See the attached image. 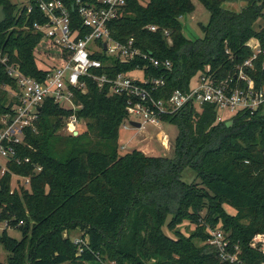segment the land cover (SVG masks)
<instances>
[{"label":"trees","instance_id":"obj_1","mask_svg":"<svg viewBox=\"0 0 264 264\" xmlns=\"http://www.w3.org/2000/svg\"><path fill=\"white\" fill-rule=\"evenodd\" d=\"M63 1L77 17L75 0ZM199 1L210 17L207 24L200 23L203 34L194 40L185 34L182 21L196 10L194 0H126L125 11L111 23L114 39L133 37L143 51L172 62L168 70L137 60L146 64L149 75L166 76L167 93L190 88L207 66L219 78L233 74L252 55L246 45L252 38L264 49V0H243L246 5L240 10L225 4L242 0ZM31 4L29 11L13 0H0L7 15L0 26V50L10 64L44 81L47 71L35 55L42 33L34 25L47 19L35 1ZM150 25L159 29L152 31ZM94 57L106 61L103 55ZM263 63L261 56L258 70L250 71L258 85L264 80ZM136 65L114 60L106 71L115 76ZM82 79L87 89L74 88L73 99L81 105L76 113L86 128L61 135L74 111L47 98L36 128H27L24 143L17 145L18 156L31 162L12 160L0 176V220L5 223L0 242L10 252L0 264H221L216 248L206 244L208 226H220L239 244L247 264H261L264 254L250 242L264 233V106L230 121L218 120L213 104L183 109L163 117L178 127L172 156L138 149L122 154L119 138L128 117L127 96L110 95L107 86L100 88L91 77ZM8 87L19 90L0 63V118L17 101ZM37 166L42 169L37 171ZM187 168L200 181H185ZM13 174L30 177V187L19 184L12 190ZM185 220L196 224L193 237L177 229ZM9 229L20 230L22 238L11 236ZM66 231L88 237L83 253Z\"/></svg>","mask_w":264,"mask_h":264},{"label":"built area","instance_id":"obj_2","mask_svg":"<svg viewBox=\"0 0 264 264\" xmlns=\"http://www.w3.org/2000/svg\"><path fill=\"white\" fill-rule=\"evenodd\" d=\"M31 1L36 2L47 19L45 23L37 22L34 25L42 33L36 48L39 55L36 57L47 65L43 67L47 71V78L39 81L26 75L18 65L10 64L9 57L0 50V63L16 79L19 89L14 95L17 101L12 112L0 118L4 124L0 129V156L5 158L4 163L0 162L2 175L12 160L18 164L31 162L29 157L18 156L17 145L24 143L27 128H36L41 106L47 98H53L62 107L74 111L67 118L65 128L68 133H79L82 121L76 110L81 105L76 104L73 98L74 88L86 91L84 76L93 78L100 88L107 86L110 95L127 96L128 117L122 124L124 127L127 124L133 126L131 121L140 122L142 126L145 123L160 125L166 115L186 108H200L205 104H213L217 108L218 120L231 119L243 112L253 113L264 106V80L258 85L250 73L258 70L257 61L264 57V49L258 38L246 43L252 55L238 64L233 74L219 78L207 66L190 88H176L167 93L166 76L149 75L146 64L142 66L137 60H148L155 67L162 66L168 70H172V62L143 51L135 45L133 37L122 42L112 36L111 23L125 11L126 0H75L72 9L77 11V17L71 15L70 7L63 0H28L24 6L29 11L33 9ZM148 28L152 31L159 29L157 25ZM164 33L171 41L169 30L165 29ZM94 55H103L106 61ZM114 60L136 62L137 65L133 71L111 76L106 68L113 65ZM135 72L139 75L135 76ZM41 169V166L36 167L37 171ZM20 179H24L22 186L30 187V177L13 174L12 182ZM208 232L206 244L216 248L221 264H247L242 247L233 243L220 226H209ZM74 242L79 246V253H83L89 239L80 236ZM250 247L264 254V233L254 235ZM261 264H264V260Z\"/></svg>","mask_w":264,"mask_h":264},{"label":"rangeland","instance_id":"obj_3","mask_svg":"<svg viewBox=\"0 0 264 264\" xmlns=\"http://www.w3.org/2000/svg\"><path fill=\"white\" fill-rule=\"evenodd\" d=\"M16 2L19 6H24L27 4L28 0H13ZM196 4V10L192 13L187 15L182 21L184 24V32L185 34L192 40L201 37L202 36V30L200 27V23L207 24L209 21L210 13L209 11L204 7V5L199 0H194ZM226 5H229V8L232 10H240L243 6L246 5V1H234V2H228ZM260 23L264 25V21L260 20ZM256 39V38H255ZM251 40H254L252 38ZM249 42V41H248ZM253 42V41H250ZM38 47V46H37ZM37 51L35 50V55ZM40 67H47L45 63L42 61H39ZM135 76L139 75V73L135 72ZM195 82L192 83L194 85ZM8 91L10 92V96L13 97L16 93V90L11 89L8 87ZM68 105V103H66ZM229 118V117H228ZM230 121V119H228ZM85 121H82L81 128L85 126ZM59 133L61 135H68V131L65 127L61 128L59 130ZM178 134V127L176 125L165 123L164 121L160 123V125H152L149 123H145L144 126L137 128L134 126H130L129 124L124 127L122 125L120 129V138H119V151L122 154H125L127 152H131L134 149L142 150L147 155L152 156H172L174 153V141ZM0 162L4 163L5 158L0 156ZM2 169V168H1ZM2 175L0 171V176ZM183 179L187 182L192 181H200L197 178V175L191 168H187L183 172ZM23 180H18L16 182L15 180L12 182V189H16L19 184L22 185ZM225 209L231 213L235 214L236 209L225 205ZM5 227V223L0 220V234L3 231V228ZM209 226L207 227V229ZM178 231L185 237H193L195 231H196V224L185 220L183 223L177 226ZM8 233L17 238H22V232L18 229H9ZM81 232H70L68 231L64 232V235L70 236L71 238L75 239L77 237L81 236ZM171 235L172 233L169 232ZM173 235V234H172ZM10 256V252L4 247V245L0 242V262H7L8 258ZM115 262L102 260L100 264H114ZM86 264H97L95 262H87Z\"/></svg>","mask_w":264,"mask_h":264},{"label":"water","instance_id":"obj_4","mask_svg":"<svg viewBox=\"0 0 264 264\" xmlns=\"http://www.w3.org/2000/svg\"><path fill=\"white\" fill-rule=\"evenodd\" d=\"M225 6L229 8V5L225 4ZM6 18H7V15L5 12V6L0 5V26L5 22ZM131 125H133L134 127H137V128L142 127V124L140 122H136V121H131Z\"/></svg>","mask_w":264,"mask_h":264}]
</instances>
